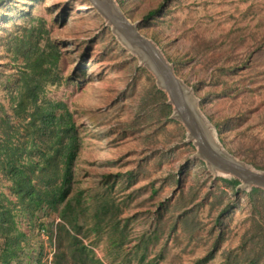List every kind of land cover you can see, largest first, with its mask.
Listing matches in <instances>:
<instances>
[{
    "label": "rangeland",
    "instance_id": "374dc122",
    "mask_svg": "<svg viewBox=\"0 0 264 264\" xmlns=\"http://www.w3.org/2000/svg\"><path fill=\"white\" fill-rule=\"evenodd\" d=\"M116 1L198 99L223 149L264 171V0ZM23 38L60 50L59 80L41 100L73 115L71 195L83 213L77 233L56 213L30 219L0 172V264H264V195L253 210L250 190L196 156L150 72L87 0H0V141L19 123L11 99Z\"/></svg>",
    "mask_w": 264,
    "mask_h": 264
},
{
    "label": "trees",
    "instance_id": "16d2710c",
    "mask_svg": "<svg viewBox=\"0 0 264 264\" xmlns=\"http://www.w3.org/2000/svg\"><path fill=\"white\" fill-rule=\"evenodd\" d=\"M151 15L149 13L147 18ZM23 40V65L18 71L17 90L11 99L19 123L17 127L5 130L0 141V172L11 182L16 205L24 215L32 219L37 212L45 215L56 213L77 233V222L83 213L82 196L80 193L71 194L81 139L73 115L63 102L41 100L46 85L59 80L56 69L61 53L52 42L41 46L38 39L31 46L28 38ZM159 94L163 99L165 115L169 117L171 107L166 103L164 93L159 90ZM20 128L26 135L24 141L17 138L21 134ZM223 180L232 188L239 185L234 178ZM255 194L264 195V190L252 188L249 191L253 210H257ZM110 204L106 202L95 211L93 218L97 225L111 212ZM3 215L0 212V230L4 229L6 222ZM60 226L65 230L63 225ZM69 236L80 243L76 236ZM81 248L86 250L85 245ZM209 258L203 257L196 264L205 263Z\"/></svg>",
    "mask_w": 264,
    "mask_h": 264
},
{
    "label": "water",
    "instance_id": "95a60500",
    "mask_svg": "<svg viewBox=\"0 0 264 264\" xmlns=\"http://www.w3.org/2000/svg\"><path fill=\"white\" fill-rule=\"evenodd\" d=\"M119 42L135 55L155 80L171 107V116L184 127L187 138L213 173L239 181L242 189L264 190V171L256 170L223 149L212 127L199 110L198 99L178 77L157 44L142 33L137 22L126 16L116 0H87Z\"/></svg>",
    "mask_w": 264,
    "mask_h": 264
}]
</instances>
